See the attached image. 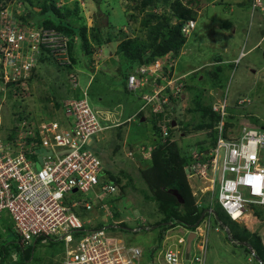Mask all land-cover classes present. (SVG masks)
<instances>
[{
  "label": "built area",
  "instance_id": "1",
  "mask_svg": "<svg viewBox=\"0 0 264 264\" xmlns=\"http://www.w3.org/2000/svg\"><path fill=\"white\" fill-rule=\"evenodd\" d=\"M15 1L0 11V110L6 106L9 94H15L16 99L30 96L29 81L40 60L50 56L46 50L57 57L61 66L71 64L67 53L70 38L38 28L32 20L18 22L12 6L19 14L24 9L21 2ZM254 1L253 7L261 5V0ZM194 25L190 21L184 31L188 33ZM148 70L152 75L150 69L141 68L140 76H130V92L142 94L151 86ZM158 73L160 76L161 70ZM70 78L73 85H78L74 74ZM170 83H178L175 95H181L180 79ZM153 92L143 93L142 99L153 112H161L169 99L162 98L158 84ZM82 93L83 98L63 102L65 118L25 119L23 130L14 138L4 133L0 120V220L3 213L12 219L21 247L35 245L37 240L63 242V264H207L209 234L214 221L221 223L214 209L215 198L239 223L252 215L253 206L264 207V128L229 127L230 106L225 95L211 105L217 116L213 134L207 132L211 141L186 154L185 171L192 196L196 206L204 210L197 226L183 236L166 235L155 255H146L141 247L123 242L108 227L96 224L99 212L105 220L108 216L109 204L101 199L117 194L119 189L94 149L95 141L108 127L91 106L87 90ZM245 103V99L239 100L238 106ZM172 122L166 119L159 123L163 142L171 137ZM36 132L41 139L30 141L36 139ZM39 157L42 164L37 168ZM89 194L93 196L90 199L86 197ZM190 233L195 238L188 253ZM172 237L178 239L177 244L171 242Z\"/></svg>",
  "mask_w": 264,
  "mask_h": 264
},
{
  "label": "rangeland",
  "instance_id": "2",
  "mask_svg": "<svg viewBox=\"0 0 264 264\" xmlns=\"http://www.w3.org/2000/svg\"><path fill=\"white\" fill-rule=\"evenodd\" d=\"M230 1L217 0L218 6L216 4L209 5L202 15L197 12L195 20L198 28L187 35L186 45L179 55V72L191 71L189 67L195 69L194 74L188 75L185 79L187 83H191L193 90L183 95L186 98H183L184 100L180 101L179 106H176L177 110L172 116L177 120L178 127L176 126L171 139L177 141L183 151L191 152L198 143L206 146L211 141L206 129L199 130L200 114L191 110L196 105L191 103V95L199 94L203 100L201 102L207 106L222 100L227 95L230 113L234 114L231 121L237 126V129H239L237 124L240 121L243 123L242 125L250 124L257 128L264 126V41L261 42L260 50L249 52L262 39L264 13L256 10L252 14L251 9H248L243 1L241 6L236 7L234 18L237 20L244 17V19L235 25L232 15H225L226 12L229 13L230 5H232L231 8L235 6L234 1L231 3ZM52 2H55L57 7L67 6L71 9H75L76 2H78L80 15L84 18L89 38L92 39L93 27L102 22L106 24L108 21V25L113 28L112 37L115 39L112 38L113 41L109 45L102 46V48L97 47L93 42L95 49L93 55L89 57L82 50V45H78L76 51L79 52L78 62L70 69L59 65L60 63L55 60L56 56L53 58L49 56V59L47 58L46 63L41 65L36 78L32 81L33 97L28 96L25 102L19 100L18 107L14 105L15 108H13L14 101L6 99V104L9 106L0 110V120L2 119V124L4 123V126L7 127L4 133L7 134L13 125L16 126L14 127L16 134L23 130V120L17 117L18 113L16 112L26 108L30 113L28 120L46 119L43 116L46 106H50L55 101L63 103L65 99L83 98L82 91L85 90L88 92V100L94 109L96 105L111 108L121 104V108L118 110L120 112L125 111V120L127 116H132L140 109L143 110L145 113L144 121L146 122L141 123L137 119H133L134 123L131 120L130 124L123 123L119 126L118 122L121 123L122 121L115 120L116 127L99 135L101 152L98 151V154L106 165L112 167V173L115 172L114 176L119 191L117 194L114 193L101 199L109 204V211L106 213L108 215L106 220L102 217L104 214L99 212L100 217L96 224L108 227V230L118 235L123 242L141 247L147 255L152 250L151 247L162 246L166 235L179 237L186 235V230H192L187 226L165 230L157 226L158 222L165 219V214L160 210L159 203L146 197L147 195L153 196L154 190L143 175L151 159L142 154V147L150 146L152 150L155 147L154 142H152L155 136L152 120L149 117L150 110L149 107L145 106L146 102L139 97L140 91L137 92L138 95L125 93L123 89L124 80L119 75L120 56L117 52L119 44L125 39L119 30L127 33L130 39L143 37L145 32L142 24L145 15L143 11H154V9L150 4L143 8L145 7L144 0H52ZM184 3H186L185 0ZM159 4L161 7H158L157 13L162 14L165 8L162 2ZM135 5L143 11L138 13L139 9L136 11L131 9ZM14 8L15 5L12 6L13 10ZM195 8L200 10L202 2L196 4ZM244 9L246 14L241 13ZM39 10L40 8H37L36 4L35 7L28 3L24 6V11L30 12L35 20L44 17L40 15ZM169 10L167 9V11ZM130 12L137 17L136 20L129 18ZM233 26L238 29L237 36L232 33ZM224 50L227 53H224ZM212 57L214 59L218 57L222 60L229 58L233 61L232 64L225 66L224 71L219 73L217 80L210 77V74L215 72L216 66V64L208 61ZM162 68V61H157L156 65L149 68L152 72L151 80L153 81L155 78L150 84V88L157 85L159 76L157 72ZM71 74L77 78L78 85L75 83V86L73 85L70 78ZM166 76L162 72L161 79L167 80ZM173 81L174 77L169 79L168 83ZM164 86L160 85L159 88L163 90ZM196 86L199 87L197 92L194 91ZM148 91L149 87H146L145 92ZM244 99L245 105L238 106V101ZM207 120H209L208 116H206ZM188 124L191 127L187 131L186 126ZM5 127L3 128L5 129ZM170 192L175 196L174 190ZM86 197L90 199L93 196L89 194ZM180 203L182 207L178 208V214L181 216H185L188 211L192 210L198 213L202 211L196 206L195 200L189 202L190 205L186 207L184 200L183 203ZM213 204L215 212L217 211L216 214L218 213V216L221 217V223H214L209 234L210 247L207 264H259L252 253H250L252 259L248 257L246 246L229 240L227 229L232 235L244 232L249 238L258 237L264 242V207L253 206L252 215L239 223L228 216L217 204L216 198ZM1 216L0 239L4 240L5 243L17 241L15 237H8L9 229H14L12 219L6 213ZM123 224L127 227H124ZM215 228H218V231ZM161 235L163 236L162 240ZM173 237L171 242L177 244L178 239ZM18 254L17 248H12L6 263L20 264ZM64 255L65 245L63 242H39L35 244L32 260L27 264H63Z\"/></svg>",
  "mask_w": 264,
  "mask_h": 264
},
{
  "label": "trees",
  "instance_id": "3",
  "mask_svg": "<svg viewBox=\"0 0 264 264\" xmlns=\"http://www.w3.org/2000/svg\"><path fill=\"white\" fill-rule=\"evenodd\" d=\"M11 0H0V11L2 8L7 7L8 3ZM22 3V8L26 3L30 6L40 8L39 13L44 17L35 20L32 18V14L30 12H23L19 14L15 9L13 10V16L18 22L22 23H29V21H33V23L38 28H43L44 30H49L60 34L62 36H66L70 38L67 44V53L71 60V64L66 66L67 69L72 68L78 62V54L77 47L78 45H82V50L86 54V56L93 55L94 52V44L97 47L102 48V46L109 45L112 40V26L108 25V21L105 23H99L97 26L93 27L92 31V39L88 36V29L87 26L84 24V18L80 15V5L76 2L75 9H71L67 6L57 7L55 2L52 0H18ZM143 8H146L148 4L154 9V11H147L141 10L140 7H135L131 9H139L138 13L144 12V20L142 22L145 32L143 37H136L135 39L128 38L129 36L122 30H119V33L123 35L122 42L119 44L118 54L120 56V74H122L124 81L126 82L125 89L127 90V81L131 75H139V70L141 68L149 69L152 67L157 61L162 60L166 57H178L186 45L187 38L183 34V26L189 20L196 19L195 16L198 10L195 8L196 4L200 3L201 0H144ZM160 2H162L165 10L162 14H158V7L160 6ZM167 9H170L167 11ZM129 18L132 20H136V16L130 12ZM108 15V14H106ZM175 22L173 23V21ZM131 23V22H130ZM122 29L120 27H117ZM120 36V35H119ZM116 38H119L116 36ZM115 39V38H113ZM47 53H50V56L53 58L54 54L48 49L46 50ZM48 58V57H47ZM47 58H43L40 60L39 67L35 69L32 79L29 81L28 87L30 91L31 97L34 95V88H32V81L36 78L37 72L41 68L42 64L46 63ZM87 58V57H86ZM56 62L60 63L57 58H55ZM220 61V60H219ZM60 65V64H59ZM122 68V69H121ZM176 68L169 67L168 65H163V72L164 75H167V80L161 79V76L157 78V84L165 85L161 96L162 98H168L169 102L167 105L163 106V110L161 112H153V109L149 107L150 113L149 117L152 120L153 129H154V151L152 153V157L150 160V164L148 165L147 170L143 173V175L148 179L150 182L152 189L154 190L153 196L147 195L146 197L150 200H153L159 203L160 210L165 214V219L161 222L157 223V226L167 229L171 228L174 225H183L190 228H195L201 217L203 215L204 210L198 213L195 210L188 211L185 216H181L178 214V208L182 207V204L179 202L177 196L173 195L170 191L175 190L184 200L185 207L190 205L191 202H194L195 199L191 195L192 190L187 180L185 166L187 164V151L182 150L178 145L177 141L172 140L169 138L167 141L162 142L161 133L159 129V123L163 122L166 119H173L177 122L175 118H173L174 112L177 110L176 106H179L180 101L185 97L186 93L191 92L193 87L187 83L186 81L182 80L183 88L181 89V95L178 93L175 95V91L177 89V84L168 85V79H171V76L174 74ZM221 71V65L215 66V72H212L210 77L213 80H217L218 75ZM150 79H152V75H150V71L148 70V75ZM1 78V74H0ZM155 79V78H154ZM153 79V81H154ZM177 79V78H175ZM152 80L149 81L153 82ZM180 81V83H182ZM199 87L196 86L195 92H197ZM18 90V88H17ZM154 87H149L148 94H153ZM24 95L20 96V99L15 98V94H9L7 99L13 100V108L14 105L17 106L19 100L25 102L27 97H23ZM196 96V97H195ZM195 96L191 95L190 100L191 103L196 104L192 107V111L197 114H200V121H199V130L206 129L208 133L211 135L213 134L212 130L214 128L215 123L217 122V116L212 112V106L204 105L201 101H203L199 94ZM183 99V100H184ZM182 100V101H183ZM174 104V106H172ZM6 106H9L6 104ZM5 106V107H6ZM63 103L61 102H54L51 103L50 106H46L43 116L50 120L53 114L58 112H63L62 109ZM28 109V108H27ZM231 110V109H230ZM229 110V112H230ZM204 112V114H203ZM18 113V118L20 120H28V116L30 113L25 109H23ZM206 113V114H205ZM64 114V112H63ZM145 113L139 114V121L143 119ZM204 115V116H203ZM62 116V115H61ZM206 116L208 119L206 121ZM234 117V114L230 113V117L228 119V126L231 128H237V126L231 121ZM64 118V116H63ZM147 120V118H146ZM146 122V121H145ZM208 122V123H206ZM144 123V122H141ZM178 123V122H177ZM243 123H238V128L245 126L247 124L242 125ZM252 126V125H248ZM5 127V126H4ZM16 126H12L8 130V137L14 138L16 135ZM191 126L189 124L186 126V130L188 131ZM264 128V126H262ZM4 129V128H3ZM5 127L4 130H6ZM175 129H171V135L174 133ZM209 130V131H208ZM41 137L39 132H36V139L32 138L30 141L40 140ZM195 147L202 148V143H198ZM35 158V157H34ZM110 177V175H109ZM111 180L115 183L117 180L115 177L111 176ZM190 202V203H189ZM217 212V211H216ZM218 215V213H217ZM219 217V216H218ZM221 219V217H219ZM221 221V220H220ZM214 223H217L214 221ZM124 227H127L123 224ZM122 225V226H123ZM127 229V228H126ZM15 237L17 241L14 242H4V240L0 239V264H7V257L9 256V252L12 248L16 247L18 250V261L20 264H27L32 260V256L34 253V246L30 245L26 248L20 246V237L17 235L14 229H9L8 237ZM164 236V234H163ZM161 235V240L163 239ZM229 240L234 243H239L243 246H246V254L249 258H251L250 253L253 251L255 252L254 257L258 260L259 264H264V242L258 237L249 238L247 233H236L232 235L229 231ZM39 240H37V243ZM12 247V248H11ZM249 253V254H248ZM252 259V258H251Z\"/></svg>",
  "mask_w": 264,
  "mask_h": 264
},
{
  "label": "crops",
  "instance_id": "4",
  "mask_svg": "<svg viewBox=\"0 0 264 264\" xmlns=\"http://www.w3.org/2000/svg\"><path fill=\"white\" fill-rule=\"evenodd\" d=\"M216 1L217 0H201V2H202V8L200 9V10H198V13H201V15L203 14V12H204V10L205 9H207V7L209 6V5H215L216 4ZM231 1H234L233 2V4L235 5V6H233L232 8H231V6L232 5H230V7H229V13L228 12H226V14L225 15H232V17H233V19L235 20V25H237V22H242V20L244 19V17L243 18H239V19H235L234 18V16H235V14H236V7L237 6H241L242 5V2L244 1L245 3H246V5L248 6V9L250 8L251 9V11H252V14L256 11V9H254V7H253V4H254V1L253 0H231ZM231 1H230V3H231ZM223 2V1H222ZM217 5V4H216ZM219 5V4H218ZM217 5V6H218ZM258 12H260V13H264V10L262 11V10H257ZM224 13H225V11H224ZM241 13H243V14H246V11H245V9L241 12ZM214 17V16H213ZM212 17V18H213ZM196 23H197V21H196ZM223 27H224V24L222 25ZM263 27H264V21H263V25H262ZM198 28V24L196 25V28H195V30ZM233 31H232V33H233V35L234 36H237V27L236 26H233ZM258 37H259V35H258ZM240 41V40H239ZM264 41V32H263V34H262V39H261V41H259L256 45H254L252 48H251V50L249 51V52H251V51H254V52H256L257 50H260L261 49V42H263ZM224 53H227V51L226 50H224ZM241 54V53H240ZM238 59V58H237ZM236 59V60H237ZM220 60V61H219ZM208 61H211V63L212 64H216V65H218V63L221 65V71H220V73L222 72V71H224L225 70V66H227V65H230V64H232V59H224V60H222V59H220V58H210ZM210 63V64H211ZM223 64H225V65H223ZM214 66V65H213ZM178 67H179V64H178V66H177V72H176V74H175V76L174 77H176V78H183L184 77V81H185V79L188 77V75H192V74H194V72H195V69H192V68H190L189 67V70H191V71H187V72H184V71H182V72H179L178 71ZM93 68V67H92ZM197 70V69H196ZM256 72V71H255ZM93 73H95V71H93ZM121 77V79L122 80H124V78H123V76L121 75V74H119ZM211 75V74H210ZM212 77V76H211ZM126 84V82L124 81L123 82V89L125 90V93H129L128 92V90H126L125 89V85ZM191 84V83H190ZM65 100H67V99H65ZM64 100V101H65ZM63 101V102H64ZM119 106V107H118ZM115 108H117L116 110H118L119 108H121V104H118V105H116V106H114V107H111V108H105V107H103V106H100V105H96L95 106V110L96 111H98V113H99V116H100V118H101V120H102V122L108 127V129H106L105 131H110L111 129H113L114 127H116L117 125L115 124L116 123V121L115 120H117V121H122L121 123L120 122H118V125L119 126H121V124H123V123H129L130 124V121L132 122V123H134L133 122V119H137L138 121H139V119H138V117H139V114L140 113H144V111L143 110H139L138 112L136 111V113L135 114H133L132 116H127V119L125 120L124 119V117H125V115H126V113H125V111H123V112H120L119 110L116 112L115 111ZM62 115V116H61ZM63 116H64V114H63V112H58V113H55V114H53L51 117V119H59V117H61V118H63ZM145 117V116H144ZM144 117H143V119L141 120V122H145L144 120ZM65 118V117H64ZM116 118H119V119H116ZM176 123V126L178 127V123L177 122H175ZM173 127H175V126H173ZM104 131V132H105ZM152 142H154V140H152ZM101 143H100V139L98 138L96 141H95V144H94V149H95V152L98 154V151H100V148H101V145H100ZM155 144V143H154ZM154 147V146H153ZM144 150H143V152H142V154L146 157V158H148V159H151V157H152V153H153V151L154 150H152L151 151V149H152V147H150V146H148V147H142ZM101 152V151H100ZM151 153V156H149V154ZM99 155V154H98ZM101 157V156H100ZM101 160L103 161V164L105 165V171H106V173H107V175L109 176L110 175V177L111 176H113V177H115L114 175H115V172L113 171V173H112V170H111V166H109V165H106L105 163H104V160L101 158ZM36 167L37 168H39L40 167V164H39V162H37L36 163ZM247 218V217H246ZM152 248V250H151V255H155V253H156V251H155V248L156 247H151Z\"/></svg>",
  "mask_w": 264,
  "mask_h": 264
},
{
  "label": "clouds",
  "instance_id": "5",
  "mask_svg": "<svg viewBox=\"0 0 264 264\" xmlns=\"http://www.w3.org/2000/svg\"><path fill=\"white\" fill-rule=\"evenodd\" d=\"M254 1V0H253ZM255 2V1H254ZM254 5V4H253ZM254 9H256V10H264V1L263 0H261V5L260 6H258V7H254ZM190 21H193L194 23H195V25H194V27L188 32V33H186L185 31H184V28L185 27H187V25L189 24V22ZM196 25H197V23H196V20L194 19V20H189V21H187L186 22V24L183 26V34L186 36V38H187V35L188 34H190L195 28H196ZM183 50V49H182ZM167 58V59H166ZM166 58H163L162 60H159L160 62L162 61L163 62V65H168V68L169 67H174V68H176V70H177V66H178V60H179V56L178 57H166ZM158 61V62H159ZM172 63V64H171ZM154 65H156V63L154 64ZM153 65V66H154ZM175 70V72H174V74L171 76V78L172 77H174L175 76V74H176V71ZM161 72H163V68L161 69ZM162 74V73H161ZM130 78V77H129ZM129 78H128V80H129ZM168 78V77H167ZM176 77H174V79H175ZM177 79H180V81L182 82V80H184V77L183 78H177ZM169 80V79H168ZM183 83V82H182ZM127 90H128V92L129 93H133V92H130L129 91V89H128V81H127ZM145 92V90L143 91V93ZM142 93V94H143ZM135 94H137V93H135ZM142 94H139V97L140 98H142ZM145 94H148L147 92H145ZM138 95V94H137ZM173 122H176L175 120H173ZM173 122H172V127H173ZM177 127H173V129H176ZM171 138V137H170ZM163 142V141H162ZM154 149V148H153ZM144 150V149H143ZM151 151H152V149H151ZM39 162V161H38ZM176 226H178V225H176ZM176 226H173V227H171V228H174V227H176ZM181 226H183V225H181ZM183 227H185V226H183ZM161 242V241H160ZM131 245V244H130ZM160 247V246H159ZM158 246L155 248V251H157V249L159 248ZM149 253H151V251H149Z\"/></svg>",
  "mask_w": 264,
  "mask_h": 264
},
{
  "label": "water",
  "instance_id": "6",
  "mask_svg": "<svg viewBox=\"0 0 264 264\" xmlns=\"http://www.w3.org/2000/svg\"><path fill=\"white\" fill-rule=\"evenodd\" d=\"M173 126L176 127V123L175 122H173ZM38 153H41V151H38ZM48 155H51V152H48ZM38 161H39V164L41 165L42 164V157H39ZM174 194L177 196V198L180 200V202L183 203V199L178 194V192L174 190ZM218 220H220V219L218 218ZM228 235H229V231H228ZM194 238H195V234L194 233H190L188 238H187V252L188 253L190 252L191 244H192V241H193Z\"/></svg>",
  "mask_w": 264,
  "mask_h": 264
}]
</instances>
